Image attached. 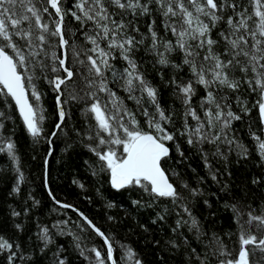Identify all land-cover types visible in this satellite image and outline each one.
<instances>
[{"label":"snow or ice","instance_id":"obj_1","mask_svg":"<svg viewBox=\"0 0 264 264\" xmlns=\"http://www.w3.org/2000/svg\"><path fill=\"white\" fill-rule=\"evenodd\" d=\"M153 12L162 18L165 31L175 37L174 42L161 38L155 27L156 20L149 24L150 51L157 55V63L179 68L180 65L169 59V54L179 50L183 64L192 74L189 81H171L184 107V128L179 134L186 137L190 146L199 147L201 152L205 143L215 144L213 154L223 156L219 141L235 144L239 154L246 156L244 146L229 138L232 121L242 117L232 110L228 92L239 93L246 85L247 90L257 97L254 107L264 124V0H72L68 7L64 0H0V95L11 97L15 102L19 116L34 140L42 136L45 119L36 80L43 78L57 93L59 122L55 125L56 130H62L66 119L64 104L69 100L83 102L84 115L95 121L89 125L87 135V139L94 143L86 146L97 157L98 172L109 175L111 187L117 191L139 187L155 199L166 198L175 204L183 197L164 167L170 157L166 142L175 140V134L166 127L172 123V114L161 106L158 89L139 70L133 58L145 38L142 35L138 40L129 32L131 29L138 33L136 18L151 16ZM68 16L80 25L79 31L91 47L70 44L66 38L70 32L66 23ZM129 16L132 19H127ZM220 23L227 27L218 33V39H214L212 31ZM221 40L224 51L218 53L216 46ZM117 53L126 62L123 69L112 63L118 58ZM49 73L55 75L50 77ZM114 83H119L127 98L135 102L152 131L139 126L135 113L127 109L123 99L110 87ZM195 85L205 90L200 102L203 118L192 107ZM65 95L66 100L62 99ZM235 103L245 114L251 111L239 95ZM189 117L196 122L194 126L188 123ZM6 119L5 113L0 112V153H5L15 165L16 186L13 191L19 193L25 176L14 141L10 135L3 134ZM56 135V131L51 133L53 137ZM253 137L264 160V139L255 133ZM203 154L206 166L210 167L207 153ZM172 175L177 174L173 172ZM212 179H216L215 174ZM183 187L188 188V185L185 183ZM190 191L193 195L198 194L197 189ZM49 195L52 196L51 191ZM133 203L139 204L140 201ZM61 207L71 206L62 204ZM181 207L190 218V229L202 235L199 222L190 209L186 205ZM231 208L238 226L236 243L239 247L229 249L222 238L213 234L206 248L211 249L216 264H254L250 257L257 251L264 254V210L257 213L250 206L247 211L236 205ZM13 215L20 216L21 213L14 211ZM80 215L107 246L106 257H102L96 247L82 248L79 237H76V247L81 255L88 251L94 253L96 264H106V261L117 264L111 238L83 213ZM186 224H189L188 220H178L173 231ZM16 228L22 230V225L17 224ZM48 233V228L43 227L37 234L44 248L51 243ZM170 243L177 247L174 241ZM14 248L19 250L20 245L0 236V253H8V264H14L17 259ZM192 252L199 264H210L207 254L201 257L195 249ZM125 257L134 260V264H141L131 248H126ZM54 264H65V259L57 253Z\"/></svg>","mask_w":264,"mask_h":264},{"label":"trees","instance_id":"obj_2","mask_svg":"<svg viewBox=\"0 0 264 264\" xmlns=\"http://www.w3.org/2000/svg\"><path fill=\"white\" fill-rule=\"evenodd\" d=\"M71 2L64 0L66 7ZM127 19L132 18L129 16ZM152 20H156L155 27L161 38L175 41V37L163 28L162 18L157 13L140 16L135 20L139 32L129 29L130 34L138 40L142 35L145 38L133 58L139 70L158 89L161 106L172 114V123L166 127L175 134V140L166 142L171 152L164 167L183 199L175 204L170 199H155L139 187L115 191L109 183L107 172H98L97 157L86 146L94 143L87 139V135L89 125L95 121L84 115L85 104L71 100L65 103L66 119L62 130H56L55 125L59 122L57 93L46 80L40 78L35 84L41 93L40 105L44 109L45 119L42 124L43 133L38 140H34L27 132L12 99L0 95V112H4L7 117L3 134L10 135L14 141L25 176L19 193L14 192L15 165L5 153H0V236L14 245H20L19 250L14 248L17 251L14 264H54L57 253L65 259V264H96L94 253L86 251L85 255H81L80 249L76 247V237H79L82 248L96 247L102 257H106L107 246L78 213H83L111 238L117 264H134V260L126 259V248L133 250L141 264H199L192 249L201 257L207 254L210 264H216L211 249L206 248L213 234L222 238L229 249L239 247L236 243L238 226L231 206L236 205L244 211L250 206L257 213L264 210V160L261 159L257 141L253 137L255 133L264 139L259 112L254 107L256 95L250 93L246 85L239 93L228 92L232 110L242 117L232 121L229 138H234L244 146L246 156L239 154L235 144L228 145L219 141L217 143L223 156L213 154L216 152L215 144L205 143L202 146L203 152L197 146H190L186 137L179 134L184 128V107L171 81L175 79L177 82H186L192 79V74L189 67L183 64V55L179 50L169 54L170 61L180 65L179 68L157 63V55L150 51L148 26ZM66 23L70 29L66 37L70 44L91 47L79 31L80 25L71 16L66 17ZM226 27L224 23L218 24L212 31V37L218 39V33ZM73 32L75 35H72ZM216 51L223 53L222 40L216 46ZM117 57L112 63L118 69L126 67V62L119 58L118 53ZM54 75L49 73L50 77ZM110 87L123 99L127 109L135 113L139 126L145 131H152L138 106L127 98V93L119 83L110 84ZM195 88L192 107L203 118L200 102L205 96V90L200 85H195ZM30 92L29 89L31 100ZM237 95L247 102L251 109L248 114L235 103ZM62 99L66 100L67 96ZM150 110L154 109L150 107ZM188 123L194 126L196 122L189 117ZM53 131L57 132L54 137L51 136ZM203 153H207V164L210 167L206 166ZM94 172L98 174L94 175ZM173 172L177 175H172ZM213 174L216 175L215 180L212 179ZM254 180L259 182L253 183ZM185 183L188 188L183 187ZM190 189H197L198 194L193 195ZM133 201L140 203L134 204ZM62 204L71 207L64 208ZM181 205L190 209L192 216L199 222L202 235L190 229V218L183 212ZM14 211L21 215L14 216ZM161 216L163 219H160ZM181 219L188 220L189 224L174 232L177 221ZM17 224L22 225V230L16 228ZM43 227L48 228L51 237L47 248H44L37 235ZM171 241L177 247H173ZM262 256L264 254L257 251L250 259L254 264H264ZM7 257V252L0 253V264H8ZM106 264L111 262L106 261Z\"/></svg>","mask_w":264,"mask_h":264},{"label":"water","instance_id":"obj_3","mask_svg":"<svg viewBox=\"0 0 264 264\" xmlns=\"http://www.w3.org/2000/svg\"><path fill=\"white\" fill-rule=\"evenodd\" d=\"M11 98V97H10ZM13 101V100H12ZM14 102V101H13ZM14 104H15V102H14ZM57 109H58V106H57ZM18 111V110H17ZM18 114H19V112H18ZM21 120H22V118H21ZM23 122V121H22ZM262 124V123H261ZM262 126H263V129H264V124H262ZM170 149V148H169ZM171 152V151H170ZM109 183H110V179H109ZM111 185V184H110ZM115 190V189H114ZM121 190H123V189H121ZM121 190H119V191H121ZM115 191H117V190H115ZM79 215H80V213H78ZM81 216V215H80ZM84 216V215H83ZM102 239V238H101ZM103 240V239H102ZM113 255H114V253H113ZM115 258V257H114Z\"/></svg>","mask_w":264,"mask_h":264}]
</instances>
